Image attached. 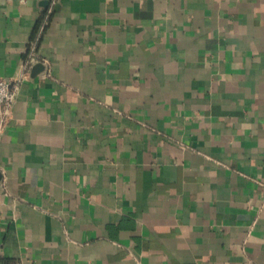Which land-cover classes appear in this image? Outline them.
Listing matches in <instances>:
<instances>
[{
  "label": "crops",
  "instance_id": "1",
  "mask_svg": "<svg viewBox=\"0 0 264 264\" xmlns=\"http://www.w3.org/2000/svg\"><path fill=\"white\" fill-rule=\"evenodd\" d=\"M0 264H264V0H0Z\"/></svg>",
  "mask_w": 264,
  "mask_h": 264
},
{
  "label": "built area",
  "instance_id": "2",
  "mask_svg": "<svg viewBox=\"0 0 264 264\" xmlns=\"http://www.w3.org/2000/svg\"><path fill=\"white\" fill-rule=\"evenodd\" d=\"M17 92V84L11 85L7 79L0 77V136L6 131L13 119Z\"/></svg>",
  "mask_w": 264,
  "mask_h": 264
}]
</instances>
